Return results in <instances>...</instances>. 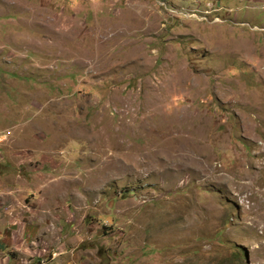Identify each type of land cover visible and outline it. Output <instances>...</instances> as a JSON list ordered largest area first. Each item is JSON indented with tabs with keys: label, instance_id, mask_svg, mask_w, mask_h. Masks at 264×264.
Here are the masks:
<instances>
[{
	"label": "rangeland",
	"instance_id": "obj_1",
	"mask_svg": "<svg viewBox=\"0 0 264 264\" xmlns=\"http://www.w3.org/2000/svg\"><path fill=\"white\" fill-rule=\"evenodd\" d=\"M0 264H264V0H0Z\"/></svg>",
	"mask_w": 264,
	"mask_h": 264
},
{
	"label": "built area",
	"instance_id": "obj_2",
	"mask_svg": "<svg viewBox=\"0 0 264 264\" xmlns=\"http://www.w3.org/2000/svg\"><path fill=\"white\" fill-rule=\"evenodd\" d=\"M2 140H3V139H2V137L0 136V143L2 142Z\"/></svg>",
	"mask_w": 264,
	"mask_h": 264
},
{
	"label": "crops",
	"instance_id": "obj_3",
	"mask_svg": "<svg viewBox=\"0 0 264 264\" xmlns=\"http://www.w3.org/2000/svg\"><path fill=\"white\" fill-rule=\"evenodd\" d=\"M0 248H2L1 245H0Z\"/></svg>",
	"mask_w": 264,
	"mask_h": 264
}]
</instances>
